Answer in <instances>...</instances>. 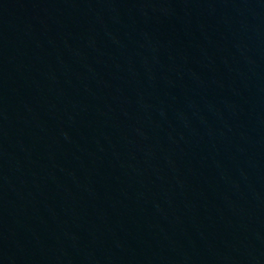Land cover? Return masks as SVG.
Wrapping results in <instances>:
<instances>
[{"label":"water","instance_id":"obj_1","mask_svg":"<svg viewBox=\"0 0 264 264\" xmlns=\"http://www.w3.org/2000/svg\"><path fill=\"white\" fill-rule=\"evenodd\" d=\"M264 128V0H195Z\"/></svg>","mask_w":264,"mask_h":264}]
</instances>
